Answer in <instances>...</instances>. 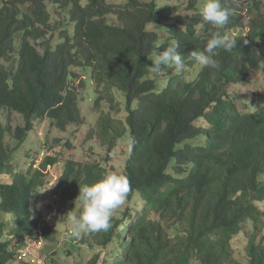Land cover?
Returning <instances> with one entry per match:
<instances>
[{
	"label": "trees",
	"instance_id": "16d2710c",
	"mask_svg": "<svg viewBox=\"0 0 264 264\" xmlns=\"http://www.w3.org/2000/svg\"><path fill=\"white\" fill-rule=\"evenodd\" d=\"M223 3L235 14L220 31L236 42L217 49L213 69L190 56L216 30L203 22L200 0H0V215L20 224L11 232L0 218V264L19 261L20 241L32 237L33 200L48 167L60 163L49 156L24 172L14 157L37 121L67 132L86 119L76 69L88 74L83 89L91 76L99 108L108 103L126 117L120 128L112 114L102 115L98 138L135 142L119 172L135 205L112 216L108 231L92 233V250L113 249L90 264H243L232 256L235 238L247 241L248 264H264V91L253 98L233 91L264 69V0ZM166 43L177 44L185 68L163 77L149 67ZM163 78L167 87L159 90ZM5 111L22 115L25 126L14 129ZM105 171L68 161L64 197L78 196V182L94 183Z\"/></svg>",
	"mask_w": 264,
	"mask_h": 264
},
{
	"label": "rangeland",
	"instance_id": "374dc122",
	"mask_svg": "<svg viewBox=\"0 0 264 264\" xmlns=\"http://www.w3.org/2000/svg\"><path fill=\"white\" fill-rule=\"evenodd\" d=\"M174 4L180 6L188 5V0H172ZM202 3L204 0H200ZM243 2V1H242ZM248 18L244 20V24H247ZM159 30V29H158ZM167 39L163 36V42ZM201 68L197 67L194 71L193 79L198 77ZM75 72L79 74L80 78L76 79V86L79 88L80 94H86V99L81 102V109L86 119L81 125L70 126L67 132H60L54 127L50 119L43 121H37L35 123L34 132L31 134L27 143L20 149L18 154L14 157L13 165L24 172L28 171L33 162H35V168H41L43 162L49 156H57L60 158V163L55 167H48L47 173L49 174L46 180V186L39 191L34 200V219L29 227V236L20 241L19 244H24L21 249L23 255L28 252L31 256L30 259L22 260L19 257L18 262L13 264H90L94 258V254H102L104 248L96 247L95 250L91 249L90 241L92 236L98 232L82 234L78 239L62 238L63 233L66 230V217H64L68 211L74 208V200L77 197L76 194L64 197L63 188L60 186L61 177L65 173L66 165L68 161L74 160L84 164H104L110 171L121 172L125 170L126 163L129 158L128 143L130 141V135H127L125 139L119 142L108 143L105 139H99L98 135L101 132V120L102 115L108 116L112 114L116 118L114 123L115 127L124 128L122 121H126L125 114L117 115L112 113L109 108V104L105 103L103 107L96 105L95 88L93 87L91 76L89 78L87 90L80 87V82H85L88 78V74L82 69H76ZM173 72L178 73L174 66L167 67L160 76L166 77V74ZM159 82H163V85L159 90L167 87V79H160ZM234 93H239L247 98H253V94H259L264 91V69L255 71L251 75L250 83L241 87H235ZM239 109L242 111H248L249 109L242 102H238ZM6 118H11L14 129L25 126V119L22 115L17 113H10L5 111L2 113ZM122 120V121H120ZM12 144V140H10ZM72 144V148L70 147ZM77 191V189L75 190ZM135 205V201L130 203L129 194L126 198V202L119 209H117L113 216L120 217L130 206ZM140 207V205H139ZM142 209V207H140ZM1 213V212H0ZM3 221L10 223L11 232L13 228L19 226L18 222L7 215H0ZM135 222V220H134ZM133 222V224H134ZM8 232L7 235L11 236L12 233ZM91 237V238H90ZM263 238L260 237V240ZM13 239L14 245L18 243L17 239ZM86 241V242H85ZM246 240L239 241L234 239L232 245V256L236 262L248 264V261L243 259L241 253L246 250ZM102 249V250H101ZM113 247L106 249L103 252V258L107 253L112 250ZM101 252V253H100ZM21 256V255H20ZM33 258L36 261H33ZM194 264H199L195 262Z\"/></svg>",
	"mask_w": 264,
	"mask_h": 264
},
{
	"label": "clouds",
	"instance_id": "9594fccd",
	"mask_svg": "<svg viewBox=\"0 0 264 264\" xmlns=\"http://www.w3.org/2000/svg\"><path fill=\"white\" fill-rule=\"evenodd\" d=\"M234 14V8L226 7L223 0H204L200 15L205 24L213 26L216 30L206 38L203 50L190 52L195 63L213 69L219 67V61L215 58L217 49L233 48L236 42L220 31ZM150 60L152 64L149 68L157 75L164 72L167 67L174 66L178 73L185 68L184 58L178 53L176 43H166L162 51L158 48ZM134 143V140L129 141V153ZM78 184L79 193L74 200V208L64 216L66 230L62 238L78 239L85 233L108 231L114 212L125 204L130 192L129 179L115 171L103 172L94 183Z\"/></svg>",
	"mask_w": 264,
	"mask_h": 264
},
{
	"label": "built area",
	"instance_id": "2783aa9c",
	"mask_svg": "<svg viewBox=\"0 0 264 264\" xmlns=\"http://www.w3.org/2000/svg\"><path fill=\"white\" fill-rule=\"evenodd\" d=\"M31 256L32 255H28V252H26L24 255H23V252H22V254L20 256V259H22V260L30 259L31 260ZM33 261H36V259L33 258Z\"/></svg>",
	"mask_w": 264,
	"mask_h": 264
}]
</instances>
